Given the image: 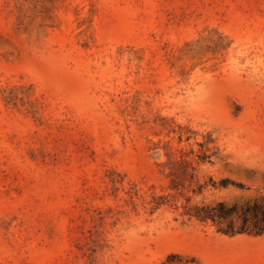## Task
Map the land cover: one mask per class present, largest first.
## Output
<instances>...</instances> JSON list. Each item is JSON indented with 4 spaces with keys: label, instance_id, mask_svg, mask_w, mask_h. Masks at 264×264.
<instances>
[{
    "label": "rangeland",
    "instance_id": "374dc122",
    "mask_svg": "<svg viewBox=\"0 0 264 264\" xmlns=\"http://www.w3.org/2000/svg\"><path fill=\"white\" fill-rule=\"evenodd\" d=\"M264 195V0H0V264H264L191 216Z\"/></svg>",
    "mask_w": 264,
    "mask_h": 264
},
{
    "label": "trees",
    "instance_id": "16d2710c",
    "mask_svg": "<svg viewBox=\"0 0 264 264\" xmlns=\"http://www.w3.org/2000/svg\"><path fill=\"white\" fill-rule=\"evenodd\" d=\"M191 216L201 222H212L224 234L260 235L264 232V195L241 207H226L222 203L200 207Z\"/></svg>",
    "mask_w": 264,
    "mask_h": 264
}]
</instances>
